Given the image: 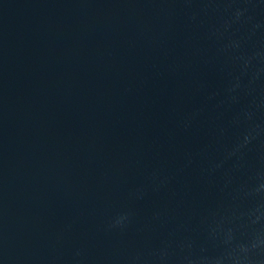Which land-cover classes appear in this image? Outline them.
Here are the masks:
<instances>
[{
	"label": "water",
	"instance_id": "1",
	"mask_svg": "<svg viewBox=\"0 0 264 264\" xmlns=\"http://www.w3.org/2000/svg\"><path fill=\"white\" fill-rule=\"evenodd\" d=\"M0 264H264V0H0Z\"/></svg>",
	"mask_w": 264,
	"mask_h": 264
}]
</instances>
